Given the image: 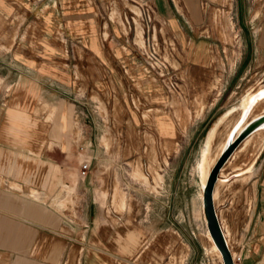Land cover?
Listing matches in <instances>:
<instances>
[{
	"label": "crops",
	"instance_id": "0c3cea01",
	"mask_svg": "<svg viewBox=\"0 0 264 264\" xmlns=\"http://www.w3.org/2000/svg\"><path fill=\"white\" fill-rule=\"evenodd\" d=\"M150 1L160 19L177 27L186 59H176L179 66L169 77L176 81L177 87L168 90L163 86L162 101L148 102L145 110L152 116L147 125L160 141L179 144L190 129L202 131L236 97L239 89L264 72V23L255 30L258 36L252 44L244 40L246 36L242 37V59H214L213 43L205 40V36L191 34L193 27L179 24L171 0ZM73 4V0H0V20L6 23L0 34V78L7 85L0 90L3 96L0 129L5 139L0 147V183L8 182V187H0V264H121L122 259H131L140 248L132 237L134 231L120 241L115 228L106 229L99 211L90 209L89 215L77 218L65 213L73 206V195L62 189V183L69 182L64 180L60 169L63 163L58 150L62 147L56 143L58 135L53 132L50 136L45 130L54 112L48 114L49 109L43 106H60L63 102L64 109L71 112L73 105L74 126L69 123L64 127L56 122L54 131L61 126L67 129L62 132L65 137L72 131L74 144L92 146L88 130L80 134L74 130L75 126L85 129L91 126L76 117L81 97L97 105L98 123L102 119L105 126L108 112L116 117L120 110V95L125 97L131 85L150 77L143 67L148 59H139L136 50L125 53L130 41L119 22L118 32L111 28L112 18L102 28H109L111 42L124 52L120 56L104 37L105 32L82 20L84 13H77ZM16 16L22 19H13ZM140 41L144 42L143 34ZM263 89L260 86L247 92L239 108L223 112L210 130L205 149L210 146L216 155L220 146L227 144L244 112L243 99ZM148 95L150 99L151 94ZM68 99L73 102L67 103ZM262 103L264 100L257 103L237 135L251 120L264 114ZM14 108L24 111L27 118L18 121L15 118L18 110ZM160 121L165 127L163 132ZM263 132L254 133L242 143L221 171L215 189L216 192L221 180L225 185L220 187V195L224 189L235 186L232 189L236 193L226 204L229 235L226 221L218 212L233 255L241 256L235 264H264V136H260ZM102 136L98 139L100 144ZM258 139L260 147L250 164L227 182V173L242 162V152L256 146ZM88 149L97 158L98 149ZM114 185L103 191L108 192L107 200L111 197L110 209L117 213L112 205ZM90 190L87 186L84 189ZM60 192L64 194L62 197ZM215 205L218 208L216 199ZM106 217L110 222L122 220L117 214Z\"/></svg>",
	"mask_w": 264,
	"mask_h": 264
},
{
	"label": "rangeland",
	"instance_id": "374dc122",
	"mask_svg": "<svg viewBox=\"0 0 264 264\" xmlns=\"http://www.w3.org/2000/svg\"><path fill=\"white\" fill-rule=\"evenodd\" d=\"M73 1L72 6L78 10L77 13H84L82 20L96 25L100 28V32H105L104 37L115 48L118 56L124 53L123 50L119 46L115 47V44L111 42L112 34L109 28H102L111 18L114 21L111 22V28L114 31L118 32L117 23L119 22L128 33L130 46L125 53L136 50L139 53V59H148L143 65L145 70L147 67L152 68L151 62H154L155 68H152L150 72V80L147 78L146 81L145 78L138 80L131 85L129 95L125 97L120 95L118 101L120 110L116 117L113 114L114 118L111 111L106 113L105 126L102 119H100L102 125L99 126V118L92 112L90 127L86 129L74 127L75 134L88 130L93 141L92 148L98 149L97 158L93 160L92 169L86 179L79 175L80 161L84 158L79 144L73 143L72 131L69 132L71 128L68 129L69 133L66 137L62 132L67 129L61 128L69 123H73L72 127L74 126L73 105L70 104L71 112L64 109L63 102L60 106L49 104L43 106L46 110L49 109L48 114L51 111L54 112L52 118H48L52 124L47 123L45 130L50 136L53 132L56 136L58 135L56 143L65 150L62 153L60 147L58 148L61 163H63L60 169L64 180L71 185L62 183V189L67 193L70 192L74 200L71 210L65 213L77 218L81 215H89L90 209L93 212L99 211L103 216L104 227L115 228L120 241L124 240V235L128 234L129 237L134 231L135 234H132V237L137 240L140 248L131 259H122L121 264H221L208 240V227L202 208L203 190L199 163L214 123L218 122V118L224 114V111L227 112L228 108L229 110L239 108L247 92L264 86V72L256 75L247 86L239 89L236 97L226 108L216 113L202 131L190 129L179 144L160 141L147 125L152 115L145 109L148 108L150 100L162 101L164 83L175 81L173 78L169 80V77L179 66L176 59H186L183 51L185 45L180 32L176 31L177 27L172 26L168 20L160 19L150 0ZM171 4L181 26L193 27L191 34L205 36V40L213 43V49L216 50V54L213 53L214 59H242V37L246 36L244 40L247 39V42L252 44L254 38L258 36L255 30L264 23V0H171ZM15 18L22 19L19 16L13 17ZM4 27L6 23L0 20V34ZM15 28L17 31V27ZM142 34L143 43L140 41ZM79 51L83 54L81 49ZM6 86L0 78V90L2 91ZM126 88L125 86V90ZM153 91L156 93L152 94ZM1 93L0 110L3 99ZM148 93L151 94L150 99ZM251 95L253 94H249L243 101ZM133 99H139L138 103L142 107L140 110L133 107ZM72 102L68 99L67 103ZM10 105H13V102ZM262 105L264 106V103ZM150 106L157 107L158 104ZM89 110L92 111L91 106ZM15 118L20 121L27 117L24 111L18 110ZM56 122L61 126L55 132L53 126ZM159 126L160 131L163 132L165 127L161 121ZM2 134L0 129V147L5 140ZM101 136L100 144L98 139ZM260 136H264V132ZM64 142L66 145L63 144ZM255 143H261V141L259 142L258 139ZM223 145L220 146L216 155H213L211 149V161L218 156ZM46 147L45 141L44 148ZM258 147L260 144L253 148L250 146L242 152V162H238V166L232 173H227V182L244 171V167L250 164L251 158L258 152ZM250 152L253 155H249ZM6 183L8 182L0 183V187H8ZM113 184L115 189L112 205L117 213H113L110 209L111 197L107 200L108 192L103 191L108 186L112 187ZM222 185L225 184L218 185L217 210L220 217L226 221V230L229 235L230 215L226 204L236 191L232 189L235 187L233 186L224 189L220 195ZM86 186L91 187L89 192L84 191ZM63 195L60 192V197ZM91 201L95 203L92 204ZM116 214L122 217L120 222L117 220L110 222L106 217L107 215L116 216ZM230 244L231 246L233 244L231 239Z\"/></svg>",
	"mask_w": 264,
	"mask_h": 264
},
{
	"label": "water",
	"instance_id": "95a60500",
	"mask_svg": "<svg viewBox=\"0 0 264 264\" xmlns=\"http://www.w3.org/2000/svg\"><path fill=\"white\" fill-rule=\"evenodd\" d=\"M247 116L248 113H244L239 122L233 128L228 140V145L224 149L223 153L219 157L213 169L211 170L207 180V184L203 189V202L207 225L216 245L222 253L224 264H235V260L220 222V218L214 200V190L222 168L228 162V160L233 155L238 146L243 142L244 139H246L254 132L260 130V128H262V126L264 125L263 114L251 120L248 125L239 133V135H237L238 130L245 122Z\"/></svg>",
	"mask_w": 264,
	"mask_h": 264
},
{
	"label": "bare ground",
	"instance_id": "6f19581e",
	"mask_svg": "<svg viewBox=\"0 0 264 264\" xmlns=\"http://www.w3.org/2000/svg\"><path fill=\"white\" fill-rule=\"evenodd\" d=\"M264 100V89L263 90H260L258 92H256L254 95H251L249 98L245 99L243 101V104H242V107H243V114L244 113H248V116L245 120V122L242 124V126L240 127V129L238 130V132L241 130V128L246 124V122L248 121L251 113H252V110L254 109V107L257 105L258 102ZM255 110V109H254ZM242 114V116H243ZM261 130H264V125L262 126V128H260V130L258 131H261ZM256 131V132H258ZM237 132V134H238ZM254 132V133H256ZM253 133V134H254ZM253 134H251L250 136H252ZM237 136V135H236ZM250 136H248L246 139H248ZM244 139L243 142L246 140ZM214 140V139H213ZM229 140V139H228ZM242 142V143H243ZM242 143L238 146V148L242 145ZM209 144V143H208ZM207 144V145H208ZM228 145V142L227 144H224L220 153L218 154L217 157H214L212 158L213 161H211V158H210V154H211V150H210V146H207V148L205 149L204 153H203V157H202V161L199 163V170L201 172V175H202V186H203V189L204 187L206 186L207 184V180H208V177H209V174L211 172V170L213 169V167L215 166L216 162L218 161L220 155L223 153L224 149L227 147ZM237 148V149H238ZM237 149L235 150V152L237 151ZM235 152L233 153V155L235 154ZM233 155L230 157V159L233 157ZM230 159L228 160V162L230 161ZM227 162V163H228ZM226 163V164H227ZM226 164L224 165V167L226 166ZM224 167L222 168V170L224 169ZM221 170V171H222ZM220 175H221V172H220ZM220 175H219V179H220ZM219 179L217 181V183L219 182ZM224 180V179H223ZM216 183V185H217ZM223 183V181L221 180L219 184ZM225 183V182H224ZM215 189H216V186H215ZM218 188L215 192L214 190V197L216 200H218ZM203 199H204V190H203V194H202V203H203V206L202 208L204 209V202H203ZM214 199V200H215ZM205 213V211H204ZM205 218H206V215H205ZM206 222H207V219H206ZM207 225V224H206ZM208 227V225H207ZM208 240H209V243H210V246L213 248L216 256L219 258V260L222 262L221 264H224V260H223V256H222V253L221 251L219 250L218 246L216 245L211 233H210V230L208 228Z\"/></svg>",
	"mask_w": 264,
	"mask_h": 264
},
{
	"label": "built area",
	"instance_id": "2783aa9c",
	"mask_svg": "<svg viewBox=\"0 0 264 264\" xmlns=\"http://www.w3.org/2000/svg\"><path fill=\"white\" fill-rule=\"evenodd\" d=\"M153 60V59H152ZM152 66V68H155L154 62H151L150 64ZM152 68L147 67V73L150 75V72L152 71ZM126 72V70H125ZM127 73V72H126ZM161 74V73H160ZM166 88L168 90H174L177 85L175 81H168V83H164ZM130 93V91L128 92V94ZM82 102L80 103V107H78L76 109V117L77 118H83L84 121L91 125V116H92V112L97 114L98 113V108L97 105H95V103L91 100H88L87 97H81ZM139 99H133L132 100V104L133 107L136 108L137 110H140L141 105L138 103ZM92 107V111L89 110V107ZM89 147L92 146H86L84 144H79V149L81 151L82 154H84V158L81 160L80 162V166H79V175L81 178H86L89 176V173L92 169V165H93V160L95 159L94 156H92L89 151ZM241 259V256H235L234 255V260L235 262L239 261Z\"/></svg>",
	"mask_w": 264,
	"mask_h": 264
}]
</instances>
